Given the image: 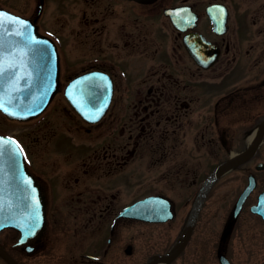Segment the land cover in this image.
Here are the masks:
<instances>
[{"label": "flooded vegetation", "instance_id": "af4514ba", "mask_svg": "<svg viewBox=\"0 0 264 264\" xmlns=\"http://www.w3.org/2000/svg\"><path fill=\"white\" fill-rule=\"evenodd\" d=\"M0 8L53 40L59 84L35 117L37 158L28 135L0 130L23 150L44 211L43 227L31 236L1 229L0 248L20 264H148L175 245L195 205L185 244L160 264L185 254L205 218L222 228L203 238L216 244L209 264H221L219 254L234 264L227 247L245 242L234 236L244 217L264 234V218L251 209L264 191V0H0ZM52 9L56 19L70 12L79 18L63 32L47 23ZM82 76L112 85L96 120L82 118L65 97V86ZM0 116L10 126L35 120ZM222 173H230L225 189ZM143 200L135 216L125 214ZM0 264H9L1 253Z\"/></svg>", "mask_w": 264, "mask_h": 264}, {"label": "water", "instance_id": "95a60500", "mask_svg": "<svg viewBox=\"0 0 264 264\" xmlns=\"http://www.w3.org/2000/svg\"><path fill=\"white\" fill-rule=\"evenodd\" d=\"M0 12L7 13L11 17L19 18L30 26L31 35L38 41H47V46L31 45V50L26 43V37L17 35L16 33L22 31L21 25L18 23H10L5 18L4 27L0 29V52L3 53V63L15 65V75H5L0 79V102H3L8 108V111H3L9 117L18 119L30 118L41 112L50 101L51 97L57 90V71L58 60L53 43L44 36H41L36 27L29 20L23 19L19 16L9 13L6 10L0 9ZM212 17V13L209 12ZM34 50H38L35 51ZM21 51L27 52V56L21 57ZM48 53H52L49 59ZM19 77V79H17ZM81 84L70 83L66 88V96L68 101L74 108L80 110V114L91 119L94 112L99 114L104 109V105L108 102L111 85L97 83L93 85L92 89H84L85 97L75 96L74 93L80 91ZM86 86V85H84ZM93 92V96L86 97V94ZM99 95V96H98ZM104 95V97H102ZM86 102L90 103L95 110L88 112L86 109ZM93 103V104H92ZM96 104L98 106H96ZM101 105V106H100ZM14 113V114H13ZM98 114V115H99ZM11 140L10 138L0 135V141ZM13 141V140H11ZM254 145H252L253 147ZM8 151L0 157V229L11 226L18 229L21 236L27 233V226L31 223L34 214L39 215L40 226L36 230H40L44 225V211L42 208V199L39 195V190L34 184L33 178L27 173L24 168L22 154L9 155V152L16 153V144L4 145ZM252 148L250 147L248 151ZM246 154V153H245ZM242 155H244L242 153ZM233 160L229 159L215 168L212 174L207 179L210 182L214 176L227 167ZM30 181V184L28 183ZM250 189V185L242 193L240 199L237 201L233 210L235 215L238 210L244 195ZM204 192V191H203ZM202 195H200V198ZM133 206H131L132 209ZM127 208L125 214L134 212L136 210ZM198 205L192 209V215L186 228L181 233L180 238L172 247V249L164 254H156L150 257L148 264H154L157 261H164L173 258L183 247L188 236L190 235L192 225L197 213ZM251 209L262 215L264 218V191L260 194L257 204L253 205ZM146 218L156 220L157 217L147 216ZM160 217V219H164ZM233 219L227 222L221 233V238H225L230 231ZM0 252L9 264H19L16 262L5 250L0 248ZM221 264H230L224 254H219Z\"/></svg>", "mask_w": 264, "mask_h": 264}, {"label": "rangeland", "instance_id": "374dc122", "mask_svg": "<svg viewBox=\"0 0 264 264\" xmlns=\"http://www.w3.org/2000/svg\"><path fill=\"white\" fill-rule=\"evenodd\" d=\"M62 7H65V4H63ZM52 12L53 13H51L50 18L54 19L55 16L53 14L55 13L53 9H52ZM48 16L46 15L47 17L46 20H49ZM78 18H79V15L74 12L67 13L66 15L63 13V14H60V16H58L57 19L55 18L54 20L50 21V23L49 22L47 23L49 24L50 27L54 29L55 27H57L59 30H62L63 32L64 31L67 32L70 26H72V24L75 21H77ZM57 102L58 100L57 98H55L53 102L50 104L49 108L55 107L57 105ZM1 121H0V130H3V131L11 130L12 132H14V134H17V136L19 135L22 139L27 140V141L28 139H27V136L25 137V135L29 136V140L33 142V147H32L33 155L32 156L37 158L38 146H39L38 136H39V129L41 127H38V125L37 126H34V125L38 121V119L35 118V120H31L28 122L14 123L12 126H10L9 124L5 122H1ZM51 125H52V122H51ZM59 136L64 137L66 139L64 133L62 132L59 133ZM67 151H68L67 147L62 148L59 150V153H60L59 155L64 157ZM69 151L71 152L72 149H70ZM52 155H53V152H52ZM69 156L71 155L69 154ZM258 156L259 157L264 156V146L260 149V153H258ZM77 157L80 158V154H77ZM262 173L264 174V171ZM228 178H230V173H227L225 175H223L222 173L221 179L219 181L221 183V189H225L228 187V184H227ZM70 183H72V180L68 183V187H71ZM244 218L247 220L246 217ZM245 219L240 221L239 225L236 228L234 236H236L237 239H239L242 236V239L245 240L246 243L245 242L237 243L233 241L230 242L228 244L226 254L231 259V261H233L234 264H259L262 261H264V234L262 232V227L259 225L258 222L254 221V223L252 224L253 230L249 231L247 228L252 225H249L248 223V226H246L247 221ZM201 224L202 225H200L199 223V226L195 229L193 239L187 251L185 252V254H183V256L180 259H178L172 264H209L208 255L212 253V247L213 249H215L214 246H216V244L213 246L212 242H204L203 238L213 236L215 232L221 231L222 228L221 226L219 227L217 223L210 222L209 220H207V218H205V220H203ZM250 235H252V237ZM249 237H251L253 241ZM37 260L38 258L36 257L34 259L32 258L30 261L37 262ZM134 261L135 259L133 258H127L125 263L133 264ZM210 264H212V260L210 261Z\"/></svg>", "mask_w": 264, "mask_h": 264}, {"label": "snow or ice", "instance_id": "6c2138e0", "mask_svg": "<svg viewBox=\"0 0 264 264\" xmlns=\"http://www.w3.org/2000/svg\"><path fill=\"white\" fill-rule=\"evenodd\" d=\"M5 18H7L8 22L10 23H18L19 25H21L22 27V31L16 33L17 35L20 36H25L26 37V43L29 46L30 50H31V45H40L43 44L45 46H47V41H38L35 40V38L31 35V28L30 26L27 24V22L16 18V17H11L9 16V14L7 13H2L0 12V29H2L4 27V22H5ZM35 51L38 50H34ZM27 52L25 51H21V57L23 58L24 56H27ZM53 54L52 53H48L49 59H51V56ZM3 57V53L0 52V79H2L5 75H11L14 76L15 75V65L13 64H7V66H5V64L3 63L2 60ZM17 79H19V77H17ZM0 108H2L5 112L8 111V108L5 106V104L3 102H0ZM14 114V113H13ZM99 114V109L97 110V113H94L91 117V119H95L98 117ZM8 144H15V141H11V140H4V141H0V157H2L6 151L4 148V145H8ZM16 149L18 150V152L13 153V152H9V155H14V154H20L22 153V149L19 148V145H16ZM30 184V181L28 182ZM40 226V219H39V215L38 214H34L31 220V223L27 226L28 230L26 235L31 236L35 233L36 229H38Z\"/></svg>", "mask_w": 264, "mask_h": 264}, {"label": "bare ground", "instance_id": "6f19581e", "mask_svg": "<svg viewBox=\"0 0 264 264\" xmlns=\"http://www.w3.org/2000/svg\"><path fill=\"white\" fill-rule=\"evenodd\" d=\"M161 262L160 261H157L156 264H160Z\"/></svg>", "mask_w": 264, "mask_h": 264}]
</instances>
